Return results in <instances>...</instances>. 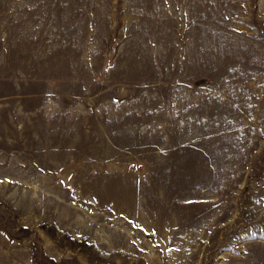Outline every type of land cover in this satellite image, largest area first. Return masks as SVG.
I'll return each mask as SVG.
<instances>
[{
	"label": "rangeland",
	"instance_id": "374dc122",
	"mask_svg": "<svg viewBox=\"0 0 264 264\" xmlns=\"http://www.w3.org/2000/svg\"><path fill=\"white\" fill-rule=\"evenodd\" d=\"M0 264H264V0H0Z\"/></svg>",
	"mask_w": 264,
	"mask_h": 264
}]
</instances>
